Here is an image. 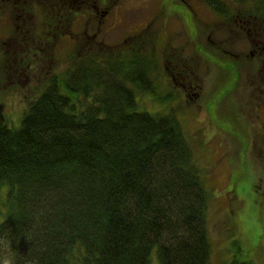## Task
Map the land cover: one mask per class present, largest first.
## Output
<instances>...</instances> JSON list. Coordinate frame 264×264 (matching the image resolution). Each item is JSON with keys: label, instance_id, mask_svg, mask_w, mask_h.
I'll return each instance as SVG.
<instances>
[{"label": "trees", "instance_id": "16d2710c", "mask_svg": "<svg viewBox=\"0 0 264 264\" xmlns=\"http://www.w3.org/2000/svg\"><path fill=\"white\" fill-rule=\"evenodd\" d=\"M100 45L77 44L19 126L0 120V264H209L212 189L194 147L175 109L137 102L155 65L142 46ZM240 247L217 264H253Z\"/></svg>", "mask_w": 264, "mask_h": 264}, {"label": "rangeland", "instance_id": "374dc122", "mask_svg": "<svg viewBox=\"0 0 264 264\" xmlns=\"http://www.w3.org/2000/svg\"><path fill=\"white\" fill-rule=\"evenodd\" d=\"M88 1L77 0L75 9L66 14L53 51L54 61L49 65L56 74L63 75L82 57V50L77 46L75 49L72 38L64 34L71 22L78 34L86 25L90 34L101 26L98 39L117 50L123 47L130 56L136 51L123 39L134 30L135 37L144 39L141 49L147 51V58L156 47L157 55L164 58L146 78L153 90L138 94L137 102L140 108L153 113L175 109L194 147L195 159L212 189L209 264L221 261L222 253L232 249L233 241L240 243L242 258L250 256L253 264H264V55L252 54L255 48L250 38L254 35H234L200 0H186L189 4L185 0H107L113 3L107 18H90L86 9L92 2ZM4 33V24L0 23V35ZM27 42L20 43L17 57L26 51L33 54L36 47H30L31 42L23 45ZM181 48L188 57L191 76L190 83H186L188 89L178 93L180 89L168 79L166 62L171 66L170 60L181 53ZM245 53L250 56L245 57ZM0 63V120L19 126L32 89L37 82L39 87L43 83L41 71L30 78L21 77L15 71L7 73L5 64L12 61ZM257 78L263 80L257 83Z\"/></svg>", "mask_w": 264, "mask_h": 264}, {"label": "flooded vegetation", "instance_id": "af4514ba", "mask_svg": "<svg viewBox=\"0 0 264 264\" xmlns=\"http://www.w3.org/2000/svg\"><path fill=\"white\" fill-rule=\"evenodd\" d=\"M76 1L77 0H0V23L4 24L5 29L4 36L2 37V35H0V48L3 47V49H0V56L2 58H0V60L5 63L12 61L11 64H5L9 69V72L7 71L8 74L12 75V72L15 71V73L21 77L26 76L30 78V76L35 75L37 71H41L42 78L40 82L43 83L46 82L49 77L56 74L49 64H52L54 61L55 54L53 51L57 43L56 41L61 35L62 25H65L62 21L67 17V13L75 9ZM181 1L183 2V0ZM91 2V5H88L89 8L87 7L86 9L88 10V16L90 18L96 15L101 18H107L109 16L113 6L112 2L110 4L107 3V0H91ZM186 3L189 4V2ZM200 4L206 9L211 7V12H215L220 20L218 23L224 26L227 25L228 31H232L234 35H238V33L247 34L249 37L254 35L253 39L250 38V44L254 45L253 47L255 50L252 49L253 51L251 50V52L252 54L255 53V56H257V53H259L258 56L261 54L264 55V39L262 38L264 37V0H200ZM33 8H35L36 11L33 10ZM193 14L195 15L194 12ZM27 20H29V23H27ZM99 23H101L100 19ZM71 27L72 22L66 30L64 29L65 31H63L64 34H68L69 38H72L74 47L82 43L84 47L94 49L99 43L105 44L104 40L98 39L101 26H98L97 31L91 34L88 33L89 26L87 25L82 34H78V32L72 30ZM135 33L136 30H134L131 35L124 38L123 43H130L129 48L137 52L140 51V47L143 46L144 39L140 38L141 43H139L137 37H135ZM26 35H28V38ZM26 40H28V42L23 43V45L31 42L30 47H36L33 48V54L26 53V51L21 53V55L19 54V57H17L20 43ZM255 45L260 46V49L258 47V49H256ZM13 47L15 49H13ZM183 50L184 48H181V53H178L175 59L170 60L173 62L170 63L171 66L166 62L169 73L168 79L173 82L172 84H174L176 88L180 89V91H177L178 93H183L184 90L188 89L186 88L188 87L186 83H190L188 79H190L191 76L188 57H185V52ZM151 54L152 62L155 65V68L152 70L155 72L156 66L160 64V61L164 57H159L157 55L156 47ZM243 55L244 54H242V56ZM249 56L250 54L245 53V57ZM263 60L262 65L264 66ZM170 61L168 60V62ZM2 68L3 64L0 63V70H2ZM256 80L257 83H260V80L262 81L263 79L257 78ZM36 85L40 84L37 82ZM32 90V92H34L35 88ZM261 93L264 99L263 87L261 88Z\"/></svg>", "mask_w": 264, "mask_h": 264}, {"label": "clouds", "instance_id": "9594fccd", "mask_svg": "<svg viewBox=\"0 0 264 264\" xmlns=\"http://www.w3.org/2000/svg\"><path fill=\"white\" fill-rule=\"evenodd\" d=\"M6 264H7V262H6Z\"/></svg>", "mask_w": 264, "mask_h": 264}]
</instances>
